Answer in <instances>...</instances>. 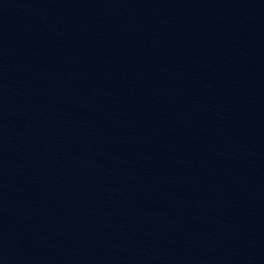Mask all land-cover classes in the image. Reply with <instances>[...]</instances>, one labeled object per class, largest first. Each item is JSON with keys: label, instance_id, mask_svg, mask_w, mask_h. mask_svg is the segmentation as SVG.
<instances>
[{"label": "water", "instance_id": "95a60500", "mask_svg": "<svg viewBox=\"0 0 264 264\" xmlns=\"http://www.w3.org/2000/svg\"><path fill=\"white\" fill-rule=\"evenodd\" d=\"M0 264H264V0H0Z\"/></svg>", "mask_w": 264, "mask_h": 264}]
</instances>
